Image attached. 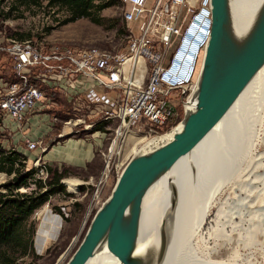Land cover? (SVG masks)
<instances>
[{
    "label": "built area",
    "instance_id": "1",
    "mask_svg": "<svg viewBox=\"0 0 264 264\" xmlns=\"http://www.w3.org/2000/svg\"><path fill=\"white\" fill-rule=\"evenodd\" d=\"M121 1L125 53L17 39L0 30V53L9 61L11 72L10 79L0 77V131L12 140L15 132L19 134L23 144L16 151L24 158L30 153L33 159L23 169L33 166L36 177L46 176L42 160L49 144L68 133L91 131L97 123L107 131L105 145L99 150L103 166L92 185L94 192L112 187L133 153H125L128 137L166 133L191 107L198 63L209 32L208 0H202L203 7L197 13H191L190 0H153L150 4L148 0ZM52 11L34 15L41 23L39 29L52 23ZM34 33L40 30L34 29ZM45 88L66 95L73 114L83 112L62 119L61 129L49 144L43 133L59 118L51 113L46 121L39 114L43 107L57 106L44 93ZM33 132L41 135L31 137ZM96 132L93 134L98 135ZM31 185L34 187L29 183L18 190L25 191ZM101 201L93 196L91 210Z\"/></svg>",
    "mask_w": 264,
    "mask_h": 264
},
{
    "label": "rangeland",
    "instance_id": "2",
    "mask_svg": "<svg viewBox=\"0 0 264 264\" xmlns=\"http://www.w3.org/2000/svg\"><path fill=\"white\" fill-rule=\"evenodd\" d=\"M37 1H40L38 5L31 1L17 4L16 0H0V9L3 11H6L12 5H16V10L10 11L7 16L4 15L3 20L7 19V21L6 23L0 22V30L10 33H23V37H18L16 34L10 35L17 39L31 38V40H40L46 44L58 41L77 49L93 47L111 53H125L122 38L125 22L121 16L123 10L121 0H112V5L100 10L96 15L97 22H92L87 18H78L64 24H61V20L68 14L64 7L56 5L47 7L45 6V0ZM152 1L148 0L147 4ZM190 4L192 5L191 13H197L203 7L202 0H190ZM51 9H53L50 14L52 23L43 25L39 29L41 23L35 19L34 15L38 12L48 14ZM34 29L40 30L41 34L34 33ZM27 34L28 36H26ZM8 69L9 65L6 63V59L0 57V76L8 73ZM173 99L177 101L178 95L174 93ZM63 109L65 108L60 106L59 115L55 114L57 118L63 115ZM68 113H70L69 116L59 117L56 122H51L48 133L45 135V140L48 144L61 129L63 118L81 116L83 112L73 114L69 110ZM93 131H97L98 135H93ZM106 131L102 124L95 123L91 131L82 130L79 133H68L56 142H52L55 145L60 143V145H63L67 139L79 140L88 147H90L88 143H91L93 151L81 162L80 166L69 162L62 163L60 161L57 163L55 160L46 158L42 160L48 166L68 168V174L61 178L63 182L83 181L84 184H79L75 192H71L70 188H68L69 186L67 187L66 184H63V192L51 195L47 202L38 208L39 210L36 209L31 214L26 224L28 231L32 227L30 233L32 248L31 251L22 257L27 264H63L76 248L93 212L96 210H91L93 196L100 198V201L108 196L111 189L110 186L100 192H94V186L92 185L94 180L100 175L103 166L99 150L105 145L103 136ZM167 133L153 137L163 136ZM153 137L151 135V137L146 136L143 138L141 134H131L125 145V153L133 151V155L136 150L141 149L144 145L146 146V143ZM140 140L141 142H138ZM22 144L21 141L17 143L12 140L6 132L0 131V146L3 150L14 149L16 151ZM48 147L52 146L49 144ZM255 150L257 155L248 158L246 162L248 165L242 170L244 173L249 174L246 180L243 177L244 173L241 176L236 174L238 177L234 175L232 182H228L221 192V198L230 194L228 198L233 199V204L235 203V206L241 208L244 221H242V230L239 234L235 231L232 232L231 240L219 247L218 252L213 257L216 261H225L235 255L238 258V264H264V143L256 145ZM25 154L24 165H30L33 160L32 156L29 153ZM11 175L12 173L6 175L0 172V184L8 181ZM252 175L253 177L255 176L254 179ZM234 179L237 182L233 181ZM31 186L33 187V185ZM232 186L233 188H231ZM247 205L249 206L247 207ZM213 211L214 208L211 209V213ZM234 220L239 222L238 218H234ZM247 226H249V229ZM242 227L248 230L245 231ZM218 243H221V240H218Z\"/></svg>",
    "mask_w": 264,
    "mask_h": 264
},
{
    "label": "bare ground",
    "instance_id": "3",
    "mask_svg": "<svg viewBox=\"0 0 264 264\" xmlns=\"http://www.w3.org/2000/svg\"><path fill=\"white\" fill-rule=\"evenodd\" d=\"M260 1H231L238 29L250 21ZM176 126L151 138L146 146L169 140L180 128V124ZM260 143H264V64L192 152L180 158L178 176L174 178L171 169L147 190L141 202L142 241L136 252L156 250L159 238L164 237L166 255L161 264H238L235 255L225 261L213 259L219 247L231 240L232 232L239 234L244 221L241 208L228 198L230 194L220 195L234 175L244 173L248 158L257 155L255 147ZM248 175L244 173L245 180ZM63 183L75 192L80 182ZM85 264H117V259L102 247Z\"/></svg>",
    "mask_w": 264,
    "mask_h": 264
},
{
    "label": "water",
    "instance_id": "4",
    "mask_svg": "<svg viewBox=\"0 0 264 264\" xmlns=\"http://www.w3.org/2000/svg\"><path fill=\"white\" fill-rule=\"evenodd\" d=\"M231 1L208 0V37L191 107L183 112L180 128L169 140L144 146L131 155L63 264H85L102 247L116 257L117 264L163 261L167 238H159L152 252H136L142 241L141 202L145 193L169 170L174 169V178L178 176L180 158L192 152L264 64V0L242 29L233 18Z\"/></svg>",
    "mask_w": 264,
    "mask_h": 264
},
{
    "label": "trees",
    "instance_id": "5",
    "mask_svg": "<svg viewBox=\"0 0 264 264\" xmlns=\"http://www.w3.org/2000/svg\"><path fill=\"white\" fill-rule=\"evenodd\" d=\"M31 1L36 5L37 0H16L17 4ZM47 7H64L67 16L61 20V24L72 22L78 18H87L92 22H97V14L103 8L112 5V0H45ZM16 10V5H12L6 11L0 9V22L4 15ZM6 35L16 34L23 37V33L5 32ZM28 36V34L26 35ZM0 57H4L0 53ZM6 63L9 61L6 57ZM10 69V65H9ZM1 75L11 78V72ZM24 157L12 150H3L0 146V172L9 175L10 179L0 184V264H27L22 258L31 251L32 241L28 231L27 221L31 214L41 205L47 202L48 198L64 191L61 178L68 174L67 167H52L44 165L46 176L42 179L34 174L37 169L27 166L24 170ZM16 164V165H15ZM31 187L25 191H19V187ZM43 207V206H42ZM41 207V208H42ZM39 210V209H38ZM36 213V212H35Z\"/></svg>",
    "mask_w": 264,
    "mask_h": 264
},
{
    "label": "crops",
    "instance_id": "6",
    "mask_svg": "<svg viewBox=\"0 0 264 264\" xmlns=\"http://www.w3.org/2000/svg\"><path fill=\"white\" fill-rule=\"evenodd\" d=\"M5 57V56H4ZM1 78L5 79V77L0 76ZM44 93L49 96L50 98L54 99L57 102V106L54 108H47L43 107L42 109L39 110V114L41 117H43L46 121L48 118V115L51 113L57 114V116L60 113V106L64 107L65 109L62 110L63 115H60L59 117L63 116H69L70 113L69 111V103H68V98L66 95L62 94L61 92L50 90L48 88H45ZM65 106H63V102ZM60 105V106H59ZM58 117V118H59ZM67 118V117H66ZM42 119V121H45ZM65 119V118H63ZM66 131V129H64ZM48 131L43 133V137L45 138V135H47ZM41 134H37L35 132L31 133V137H36L40 136ZM94 135V134H93ZM20 139V136L17 132L14 133L13 140L18 143ZM95 140V139H94ZM61 144V143H60ZM60 144H52L49 148V150L44 154V158L49 159V160H55L57 163L60 161L62 163H67L69 162L70 164H75L77 166H80L81 162L86 159L88 155L91 154L93 151L92 144L88 143L90 147L84 144V142L79 141V140H65L63 145ZM30 154V153H29ZM26 155V154H25ZM31 155V154H30ZM32 156V155H31ZM45 159V160H46ZM67 165V164H65ZM74 166V165H72Z\"/></svg>",
    "mask_w": 264,
    "mask_h": 264
}]
</instances>
